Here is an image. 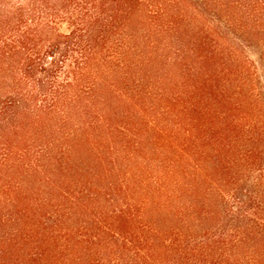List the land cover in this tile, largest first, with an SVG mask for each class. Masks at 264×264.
I'll return each mask as SVG.
<instances>
[{
    "label": "trees",
    "instance_id": "16d2710c",
    "mask_svg": "<svg viewBox=\"0 0 264 264\" xmlns=\"http://www.w3.org/2000/svg\"><path fill=\"white\" fill-rule=\"evenodd\" d=\"M0 264H264V0H0Z\"/></svg>",
    "mask_w": 264,
    "mask_h": 264
}]
</instances>
